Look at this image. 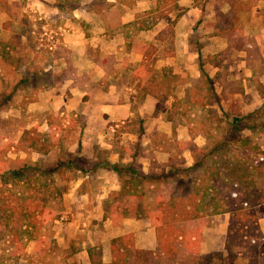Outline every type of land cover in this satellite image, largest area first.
<instances>
[{
	"label": "crops",
	"instance_id": "obj_1",
	"mask_svg": "<svg viewBox=\"0 0 264 264\" xmlns=\"http://www.w3.org/2000/svg\"><path fill=\"white\" fill-rule=\"evenodd\" d=\"M233 4L240 6L236 27L249 40L245 47L253 46V55L264 57V0H236ZM229 5L226 0H0V29L14 33L19 22L32 19L33 26H48L59 33L56 45L44 58V72L36 68L30 71L28 74L34 79L26 91L19 90L25 95L19 104L23 112L22 132L30 130L29 134L41 136L45 133L39 138L45 144H40L39 149L30 147L37 156L46 157L51 150L58 151V143H63L71 157L83 158L89 169L70 160L59 162L77 173L67 181L74 190L87 183L89 171L97 174L100 191L94 199L88 198L89 193L84 190V198L75 200V209L81 211L74 214L72 226L89 222L92 225L74 238L76 247L67 264H90L87 248L94 244L100 245L101 263L109 264V241L117 236H129L137 248L154 249L155 231L148 216L124 215L113 221L105 211L108 192L102 190L119 188L117 177L123 173L109 170L104 164L130 166L131 174L148 173V163L154 159L167 167L172 149L171 154L155 150L153 133L165 142L184 141L185 132L179 127L183 123L174 121L173 102L181 98L175 94H184L190 84L179 86L173 82L165 86L163 78L176 72L188 75L189 80L200 76L198 51L192 46L197 42H219L222 47L228 44L227 38L216 32L214 21L215 12H225ZM165 46L170 47V52H161ZM150 47L152 53L148 52ZM236 55L240 65H250L252 53L244 48ZM181 63L183 67L179 69ZM212 66L209 77L219 71L218 64ZM254 69H243L237 94L243 97L251 90L256 96L254 105L259 106L264 94H257L254 83L258 77L257 85L264 84V68L261 72ZM119 120L125 122V131L119 135L109 132V125ZM57 124L66 132H55ZM187 144L191 157L186 163L191 164L193 157L188 148L196 144L192 140ZM134 145L140 147L139 155L132 152ZM134 160L137 169L133 167ZM59 165L48 172H58ZM229 215H211L219 225L222 245L206 252H226L223 243ZM93 224H98V233L93 232Z\"/></svg>",
	"mask_w": 264,
	"mask_h": 264
},
{
	"label": "rangeland",
	"instance_id": "obj_2",
	"mask_svg": "<svg viewBox=\"0 0 264 264\" xmlns=\"http://www.w3.org/2000/svg\"><path fill=\"white\" fill-rule=\"evenodd\" d=\"M32 22V19L19 22L14 33L0 29V264H67L66 260L76 247L74 238L84 234L85 229L92 225L89 222L77 228L72 226L71 219L81 211L75 209V200L84 198V195L81 196L84 190L89 193L88 198L94 199L95 193L100 190L97 189V174L92 170L88 172L87 183L82 188L72 189L67 181L69 178L74 179L77 173L65 165H59V162L70 160L82 167L85 165L83 158L71 157L63 143H58L57 152L51 150L46 157L37 156L30 146L39 149L40 144H45L39 139L45 133L42 136L40 133L29 135L34 138L29 141V136L22 132L23 112L19 104L25 95L19 90L26 91L25 87L34 79L28 74L30 71L36 68L44 72V58L51 52L46 42L40 40V28L33 26ZM240 33L246 38L242 29ZM244 40L249 42L247 38ZM195 47L198 51V67L202 69L199 77L189 80L188 75H178L176 72L177 75L167 73L166 78H163L165 86L173 82L179 86L190 84L184 94H175L181 98L173 102L174 121L183 123L179 127L186 137L178 144L176 140L162 141V137L153 133L155 150L170 154L172 151L167 166H172L174 170L166 172L167 167L155 159L150 160L151 152L147 155L151 178H141L131 173L120 174L117 177L119 188L102 190V193L108 192L104 209L113 221L124 215L155 214L156 202L165 198L170 191L179 193L191 178L194 197L198 198L206 184L217 183L212 173L214 170L222 178V192L232 190L229 187L232 182L264 189V153L257 152H264V101L255 106L256 96L251 90L243 97L237 94L243 69L248 72L250 68H255L261 72L264 57L253 55L256 51L253 46L247 47L245 51L252 53V61L246 66L247 62L240 65L236 55L238 50H233L228 44L222 47L219 42L213 45L197 42L192 46ZM169 48L165 46L161 52L168 53ZM148 52H153L151 47ZM215 64L219 65V71L209 77ZM182 67L181 63L179 69ZM256 78L254 85L257 94L263 95L264 84L257 85ZM139 96L137 94L136 99ZM7 105L12 106L6 108ZM56 127L55 132H66L61 125L57 124ZM125 129L126 125H123L116 135ZM45 139H49V136H45ZM191 140L198 148L193 151L197 162L190 171L184 172L182 169L190 164L186 163L191 157L186 149L187 142ZM253 146H258V149L254 151ZM136 147L133 146L132 152L139 155L140 147ZM181 152L183 155H180ZM138 157L136 160H139ZM242 160H245L244 163H241ZM132 163L137 169V161ZM55 164L59 165L58 172H48ZM85 166L89 169L88 165ZM218 198L220 194L214 190L209 198L204 196L207 203ZM34 204L48 210L43 218L35 221L29 218L34 212ZM254 214L255 228L243 232L246 237L238 245L229 246L228 252H224L223 264H264V201L255 206ZM212 218L207 216L199 228L200 235L195 240L199 253L222 245L219 225ZM26 225L30 226L28 232L23 230ZM93 225V232L98 233V224Z\"/></svg>",
	"mask_w": 264,
	"mask_h": 264
},
{
	"label": "trees",
	"instance_id": "obj_3",
	"mask_svg": "<svg viewBox=\"0 0 264 264\" xmlns=\"http://www.w3.org/2000/svg\"><path fill=\"white\" fill-rule=\"evenodd\" d=\"M226 1L230 2L229 8L225 12H216V20L214 21L216 32L227 38L228 46L230 45L233 50L246 49V42L240 33V29L236 27L238 22L237 11L240 6L233 4L236 0ZM200 71L202 72L201 68ZM29 132L30 130H23L25 135H33ZM28 139L29 141L34 140L33 136H29ZM257 147L253 146L252 148L255 151L258 149ZM188 149L193 157V162L182 169L184 172L190 171L197 162L193 155L194 149H198L197 146L190 144ZM257 152L264 153L263 150H257ZM244 161L242 160L241 163ZM251 162L253 161L251 160ZM104 167L114 172L133 173L130 166L118 163L104 164ZM173 170L172 166H167L166 172ZM212 173L217 183L206 184L198 198L194 197L193 179L191 178V180L186 181V185L179 193L174 194V192L168 191L169 193L165 198L158 200L154 207L155 214H146L155 231L156 245L154 249L137 248L129 236H117L109 241V264H223L225 262L223 251L198 252L195 240L200 235V226L207 216L222 212L230 213L223 243L224 250L228 252L231 244L238 245L239 241L246 237L243 232L255 228L254 208L264 201V189L232 182L229 186L232 190L222 192L220 187L223 185L222 178L217 171L214 170ZM134 175L141 178L152 177L149 172L145 174L136 172ZM243 176L244 173L241 177L243 178ZM12 177L11 174L10 178L12 179ZM213 187L216 188L213 189ZM213 190L218 191L220 198L212 199L211 203H207L204 196L209 198L213 194ZM33 209L34 212L29 217L33 221L43 218L48 211L38 204H34ZM29 227L26 225L23 230L28 232ZM87 256L90 264H102L100 245L94 244L88 247Z\"/></svg>",
	"mask_w": 264,
	"mask_h": 264
},
{
	"label": "built area",
	"instance_id": "obj_4",
	"mask_svg": "<svg viewBox=\"0 0 264 264\" xmlns=\"http://www.w3.org/2000/svg\"><path fill=\"white\" fill-rule=\"evenodd\" d=\"M58 35V32H54L48 26L40 27V40L43 39L46 42V47L49 50H52V48L56 45ZM124 123L125 122L123 120H119L110 124L108 127V131L114 133L116 132V130L122 128Z\"/></svg>",
	"mask_w": 264,
	"mask_h": 264
}]
</instances>
